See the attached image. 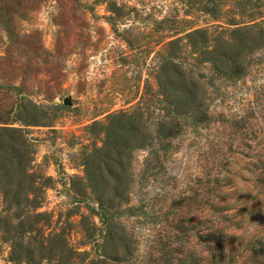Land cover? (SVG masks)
I'll list each match as a JSON object with an SVG mask.
<instances>
[{"label": "rangeland", "instance_id": "obj_1", "mask_svg": "<svg viewBox=\"0 0 264 264\" xmlns=\"http://www.w3.org/2000/svg\"><path fill=\"white\" fill-rule=\"evenodd\" d=\"M189 28L207 30L209 50L251 39L264 31V0H0V127L24 132L42 186L30 235L0 190V264H30L16 243L39 246L40 227L77 253L104 252L93 245L110 218L94 203L78 206L74 192L84 153L100 145L88 128L138 104L159 108L157 43ZM246 64L236 81L210 63L194 68L207 83L209 120L135 153L117 219L133 235L134 264H264V46ZM42 254L35 263H61Z\"/></svg>", "mask_w": 264, "mask_h": 264}, {"label": "trees", "instance_id": "obj_2", "mask_svg": "<svg viewBox=\"0 0 264 264\" xmlns=\"http://www.w3.org/2000/svg\"><path fill=\"white\" fill-rule=\"evenodd\" d=\"M208 41L207 30L189 28L164 35L157 43L162 46L157 53L153 76L156 91L153 94L159 107L155 108L162 116L154 119L155 108L150 111L146 104H138L133 109L109 114L103 122H94L88 128L90 137L99 139L100 145H93L84 153L83 176L76 180L74 192L80 197L76 201L78 206L94 203L102 216L110 218L103 242L93 245L104 252H95L92 257L87 251L77 253L68 246L63 235H45L40 227L39 246L34 247L31 239L25 244L16 243L28 259L26 262L35 263L37 254L40 260H44L42 253L48 249L50 257H59L60 264H70L75 257L81 258L83 264H134L133 235L117 219L124 212L122 208L127 205L134 181L135 153L151 146L154 139L169 142L185 126L206 123L209 120L207 83L194 68L210 63L217 77L226 76L235 81L242 78L248 55L264 46V31L251 39L217 40L212 50L208 49ZM185 53L191 57L192 63L187 64ZM145 87L147 90L148 85ZM23 122L39 124L36 121ZM33 161L34 152L24 132L0 127V190L10 205L22 211L19 223L24 227L22 232L27 230L29 235L36 231L38 224V214L34 212L40 203L35 195L42 188ZM30 217L35 218L31 224L27 221ZM51 261L49 259L47 264H53ZM159 264L174 263L163 259ZM210 264L216 263L212 261Z\"/></svg>", "mask_w": 264, "mask_h": 264}, {"label": "water", "instance_id": "obj_3", "mask_svg": "<svg viewBox=\"0 0 264 264\" xmlns=\"http://www.w3.org/2000/svg\"><path fill=\"white\" fill-rule=\"evenodd\" d=\"M64 104H68V101L66 100V101L64 102Z\"/></svg>", "mask_w": 264, "mask_h": 264}]
</instances>
